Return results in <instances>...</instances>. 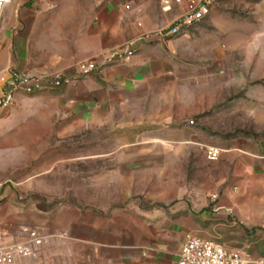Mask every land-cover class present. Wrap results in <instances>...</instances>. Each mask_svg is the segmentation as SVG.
Returning <instances> with one entry per match:
<instances>
[{
  "label": "rangeland",
  "instance_id": "1",
  "mask_svg": "<svg viewBox=\"0 0 264 264\" xmlns=\"http://www.w3.org/2000/svg\"><path fill=\"white\" fill-rule=\"evenodd\" d=\"M53 1H57L53 15L44 17L43 23L59 29L61 41L64 35L70 43L78 36V22L105 2ZM19 2L12 0L0 20V87L6 88L18 77H28L40 88L31 94H16L13 103L0 109V181L5 182L8 195L2 212L13 219L11 224L31 226L46 237L41 247L44 249L23 259L26 264H88L75 253L70 230H57L68 221L72 229V221L58 220L57 214L77 207L95 211L111 218L112 228L116 229L120 219L112 216L131 202V174L147 172L150 180L160 178L168 189L174 186L170 180L174 183L176 179L183 187L187 185V159H170L168 151L177 144L142 143L159 128L157 124L137 122L136 118L121 121L118 113L95 126L83 124L66 129L70 119L59 100L62 90L49 83L58 74H73L82 61L75 60L65 69L57 57L45 67L44 56L39 64L43 67L34 71L14 67L12 49L8 39H3L2 29L6 27L10 33ZM38 2L44 5L48 0ZM132 12L137 24L152 32L167 27L179 13L177 8L164 12L161 0H135ZM165 40H176L169 50L171 70L187 76L186 83L177 87V102L171 107L186 114L183 119L187 121L183 120L182 125L200 132L211 146L220 147L233 139L262 142L264 0H214L211 14L203 21L187 34ZM36 43L30 42L28 50L33 51V45L37 49ZM33 52L39 53V49ZM23 54V49L18 52L22 63ZM169 126L164 124L165 128ZM126 141L137 144L126 145ZM204 147L198 146L196 152L204 153ZM151 186L147 191L152 190ZM217 223L214 217L206 220L200 226L202 233L197 235L264 256V231L252 228L247 232L242 225ZM140 249L146 252L149 248Z\"/></svg>",
  "mask_w": 264,
  "mask_h": 264
},
{
  "label": "crops",
  "instance_id": "2",
  "mask_svg": "<svg viewBox=\"0 0 264 264\" xmlns=\"http://www.w3.org/2000/svg\"><path fill=\"white\" fill-rule=\"evenodd\" d=\"M134 1L105 0L95 13L78 22V36L72 43L64 35L61 41L59 29L43 23L44 17L53 15V6L57 4L53 0L44 5L38 0H20L15 6L10 33L6 27L2 29L3 39H8V47L12 49L14 67L34 71L43 67L39 64L44 56L45 67L57 57L65 69L75 60H93L100 66V74L84 76L61 89L59 100L70 119L66 129L83 124L95 126L118 113L121 121L136 118L137 122H154L159 128L142 143L177 144L178 147L168 151L170 159H187V185L183 187L176 179L174 183L170 180L174 186L168 189L165 181L160 178L152 181L147 172L131 174L128 185L131 202L112 216L120 219L116 229L112 228L111 218L95 211L77 207L57 214L58 220L72 221V229L68 221L57 230H70L75 253L88 264H176L185 238L202 233L200 226L212 217L218 221L217 225H242L247 232L252 228L264 231V139L259 143L233 139L218 147L219 158L210 164L205 151L196 152L198 146L211 145L200 132L182 125L183 120L187 121L183 119L185 113L171 108L177 102V87L187 81V76L171 70L169 50L176 40L154 34L151 40L141 39L138 52L128 62L106 59L108 54L147 31L134 19ZM10 3L3 10L11 7ZM30 42L38 45L39 53L33 52L37 50L34 45L33 51L28 50ZM22 49L23 63L18 56ZM165 123L170 126L165 128ZM150 183L152 190L147 191ZM6 205L0 207V229L4 230L13 223L2 212ZM140 247L149 249L145 252Z\"/></svg>",
  "mask_w": 264,
  "mask_h": 264
},
{
  "label": "built area",
  "instance_id": "3",
  "mask_svg": "<svg viewBox=\"0 0 264 264\" xmlns=\"http://www.w3.org/2000/svg\"><path fill=\"white\" fill-rule=\"evenodd\" d=\"M12 0H0V18L3 8ZM214 0H161L164 12L177 8L179 13L162 30L146 31L139 39L126 42L121 48L106 56L115 63L128 62L139 50L141 39L151 40L154 34L164 39H172L187 34L188 30L211 14ZM101 68L96 61L88 60L77 64L73 74H58L49 85L63 89L91 74H100ZM40 86L28 77L10 80L6 88L0 87V109L14 102L18 93L31 94ZM205 155L209 161L219 158L221 149L205 146ZM8 195L5 182L0 181V207L6 203ZM63 235V234H62ZM45 235L27 225L10 224L9 229H0V264H18L25 258L35 256L45 244ZM176 264H264V256L252 253L248 248H233L224 243L189 235L180 249Z\"/></svg>",
  "mask_w": 264,
  "mask_h": 264
}]
</instances>
